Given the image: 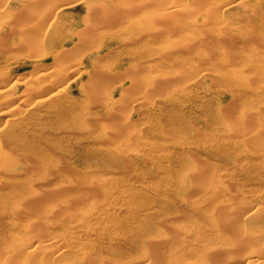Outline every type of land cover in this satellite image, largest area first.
<instances>
[{
    "label": "rangeland",
    "instance_id": "374dc122",
    "mask_svg": "<svg viewBox=\"0 0 264 264\" xmlns=\"http://www.w3.org/2000/svg\"><path fill=\"white\" fill-rule=\"evenodd\" d=\"M247 1L251 8L245 14L225 11V4L212 8L214 16L242 28L232 38L237 43H227L234 50L230 60L217 67L211 63L212 49H207V59L191 60L189 68L178 71L176 81L163 63L155 64L157 55L128 64L129 52L138 55L142 47L133 44L121 50L120 43L106 42L105 51L87 68L101 77H95L97 89L83 90L90 76L78 63L92 47L78 40L82 53L67 56L60 65L46 60L48 71L60 69L63 113L27 95L22 102L24 90L41 69L31 57L38 51L19 40L36 21L20 15L16 4L8 9L10 16L0 21V74L9 75L0 85V263L246 264L252 254L264 257V239L257 241L264 235V88H257L264 64L247 67L243 62L249 54L264 58V50L245 46L243 38L248 23L264 16V0ZM73 4L67 9L72 17L86 15L81 1ZM139 17L131 20L139 30L136 42L142 29ZM127 26L108 29L118 32ZM187 31L189 37L196 35ZM67 32H60V39ZM93 45H99L98 38ZM218 68L241 69L246 75L219 81ZM246 83L255 89L244 92ZM241 109V133L233 136L225 125L235 119L227 114ZM11 167L20 173L14 174ZM27 192L34 193L26 202L32 203L31 211L16 217L13 208ZM87 200L96 205L89 211L93 218L83 213ZM228 206L234 211L225 216ZM171 215L186 225V237L163 233ZM70 236L76 244L68 242ZM52 240L69 249L63 247L60 256L53 249L49 254L32 252L36 244ZM231 241L238 243L225 244ZM79 245L87 249L88 260L82 258L88 253H78ZM75 254L80 259L75 260Z\"/></svg>",
    "mask_w": 264,
    "mask_h": 264
},
{
    "label": "bare ground",
    "instance_id": "6f19581e",
    "mask_svg": "<svg viewBox=\"0 0 264 264\" xmlns=\"http://www.w3.org/2000/svg\"><path fill=\"white\" fill-rule=\"evenodd\" d=\"M79 1H81V4L85 5L86 7V15L83 17H78V16L72 17V15L69 14V12L67 11L68 8L75 6L73 4L75 0H69V1L62 0L61 2L60 0H8V1L1 0L0 1V6L2 7L5 6L3 10L0 12V21L6 15L10 16L11 12H9L8 9H10V7L13 6V4H16V7H18L17 11L20 13V15H22L23 17L30 16L34 18V20L36 21V24L32 27V29L27 31L24 37L19 40V42L22 45L27 46L35 51H38L36 54H34L31 57H32V62H34V65L39 66L41 69V71L38 73V76H36V80H34V84L30 88L28 87L24 90L23 93L26 99L23 98L22 102L27 101L28 97L34 99L37 98L40 100H36L37 102L36 104L46 105L51 110L57 113L64 112L63 109L60 111V105H62V102L65 101L61 97V95L64 93L63 92L64 90L60 89V69H57V71L52 70V72H50L48 71V68L51 67L49 66L50 63L51 65L52 64L60 65V60H63L67 56H70L71 54L78 55L82 53L83 52L82 47H78V43L80 41H82V43H87V44H83L84 46L91 45L92 47L90 48L91 50L89 51V54L83 55L81 58L82 60L78 63L80 68H84V73L90 76L89 80L83 85V90L92 91L97 89L96 85L98 80L95 79L96 74L87 68L91 63L94 62V56L96 54L101 55V53L105 51V47L107 46L106 44H108L106 42L120 43L122 46L121 50H125L127 48L129 49V47H132L133 44L134 45L137 44L139 47H142L143 50L142 52H139L138 55L136 54V52L133 51L129 52L128 64L136 60V58L146 60L149 59L151 55H157V58L154 59L155 64H158L160 66L159 62L163 63L166 69L167 68L169 69V72L173 75L175 81L177 80L176 75L178 71H180L181 68H185V69L189 68V66L187 65L188 63L191 62V60H196L201 58L207 59L205 55V51L207 49H212V54L210 56L211 63L215 64L217 67L221 66L222 64L229 61L231 57L230 55L234 53L232 47L228 46L227 43L228 42L232 44L237 43L235 42L236 39L233 40L232 38L236 37L239 34L240 30H242V28L236 27V25H233L234 23L233 24L229 23V21H227L223 17L214 16L212 8L219 6L220 4H225L226 5L225 11H230L232 9V10H237L238 12L242 11L245 14V12L250 7V4L247 0H236L234 2L231 0H227V1L226 0H79ZM259 1H263V0H259ZM97 4H99L98 9L95 10L94 6ZM150 8H152L153 10L148 12V9ZM253 9L251 10L253 11ZM251 10L250 12H252ZM255 10L253 12H256L257 15L259 12H261L258 9H257L258 11ZM262 13L264 14V12ZM249 14L248 17L251 18L254 17L253 14H252L253 17L251 16V14L249 16ZM137 15H140V17L136 18V20L140 25H142V29L140 30V39L139 41L136 42L135 35L139 34V30L133 27V25H135L136 22H131V20L132 18H135V16ZM68 17H72V19L68 21ZM253 20L254 21H250L248 23L250 30L247 32L243 31L245 32L243 34V38L246 39V41H244V45L251 46L255 49H258L259 51H262L264 50V16L260 14L258 15V17L255 16ZM114 24H128L130 26H127L123 30H119L118 32H115L112 31V28L108 29V27H112ZM189 29H192L194 31V33L196 34L194 35L195 37L193 36L192 38V36L191 37L188 36L187 30ZM63 30H67L68 32L66 33V36L62 40L60 39V32H62ZM14 35L18 36L16 31H14ZM97 38L99 41V45L94 46L93 43L97 42ZM154 45H161V46L159 48L153 49L152 51L153 54H151L149 50L153 48ZM130 50L132 49L130 48ZM47 59H51V62L46 63ZM243 62L247 67L249 66L253 67L261 62L264 64V58L261 59L258 56H256V54L255 55L249 54L247 57L243 59ZM149 68L152 69L153 67L149 66ZM197 71L198 73L201 71L200 66H199V70ZM216 73L217 74L215 75L216 76L215 79L219 81L231 79L233 78L234 75L236 76L246 75V71L241 69L237 71L227 70L224 72V69L218 68L216 70ZM145 74L149 75V73H145ZM8 77L9 75L7 73L0 74V85H2L5 81H7ZM261 77H263L262 78L263 80L261 79ZM261 77L260 79L262 81L258 80L259 82L255 80L257 77H254L255 79L252 78L253 84L254 83L256 84L257 82L259 86L261 85L260 88L259 86L258 87L255 86L258 89L264 88V76ZM96 78L99 79L101 77L98 76ZM215 79L213 80L215 81ZM247 82H249V80H247ZM247 84L249 83H246V85L242 86L244 92L246 89L254 88V85L249 84V86H247ZM26 95L28 97H26ZM260 95H262V93H260ZM113 98L114 97L111 91L110 99L114 100ZM228 112H229L227 114L228 119L230 118L235 120H227L228 122L225 120L226 121L225 126L228 128V130L232 132L233 136H235L234 134L239 135L238 133L239 132L241 133L240 122L244 117L245 112L243 110L239 112L236 110L228 111ZM236 113L238 114L236 115ZM236 118H238V120H236ZM11 170L12 172L15 171L14 174L20 173V171L19 172L17 171L18 170L17 167L12 168ZM33 195L34 193L27 192L25 193L24 197H22V199L18 201L16 206L13 208V212L16 215V217H18V215L22 217L23 215L31 211L30 204L32 203L27 204L28 203L27 201H30V197ZM88 201L89 200H87V202ZM85 203H84L85 206L81 205V207L84 206L83 213L85 215H90L91 212L89 211L93 208L92 206L95 203L93 202H92L93 204L91 202H88L86 204ZM77 205L74 204V206ZM221 205L218 204L216 206L219 213H222ZM255 205L256 204H253L252 206ZM95 206L96 205H94V207ZM81 207H79L78 212H81L80 210ZM75 209L76 208H74V210ZM233 211L234 208L228 206L227 208H225V211L223 212L225 216H230L232 215ZM57 212L58 211H54V212L52 211V213H56V215L58 214L57 215L58 217L60 214L59 212L58 213ZM83 216L81 219H83ZM94 216L96 215L94 214ZM94 216H92V218ZM63 223L66 224V221H63ZM68 223L69 222L67 221V224ZM83 223H85L86 226L88 225L89 227L88 221L87 223L86 221ZM76 224L77 223H74V225ZM77 228H73V232ZM162 231L163 233L170 235L172 234L178 236L181 235L179 237L182 236L186 237V235L188 234L187 232H189L186 230V225L182 223V220H180L174 215H171L168 218V221L162 227ZM73 232L71 230V233ZM71 238L72 237L70 236L69 241L68 239H66V241L70 242L72 240ZM263 239H264V235H261L258 237L257 241L259 240L262 241ZM57 241H55L56 243H54V241L46 243L47 242L46 241L44 242L46 243L44 245L36 244V246L32 248V252L33 253L48 252L47 254H49L50 252L49 250L53 249L54 251L53 254L54 253L56 254L57 252L60 253L61 249L65 247L64 246L65 243L61 244L62 243L61 242L60 245L57 246L58 243ZM74 243L75 242H73L72 244L74 245ZM236 243L238 242L231 241L230 243H225V244L234 247ZM222 245L224 244L222 243ZM78 247H80V245ZM81 247L79 248L78 253L81 251L83 252L87 251V249L82 250L84 248L81 249ZM65 249H69V248L65 247ZM71 249H78V248H74L73 246V248ZM145 249H147L148 251L151 250V249L149 250L148 246H145ZM13 251L15 250L10 249V252ZM62 253L61 254L64 255L65 252ZM256 254L255 255L252 254L251 256H249L247 260L248 262L246 264H264V257ZM84 255L82 256V258H84L85 260V258H87L89 253L88 254L84 253ZM151 256L153 260L156 259L158 262H160V259L157 256H155L153 253ZM74 257L72 258L76 260L78 259L79 255L76 258V254H75ZM85 261L83 262V264H86ZM72 263H74V260L73 262L71 261L69 264Z\"/></svg>",
    "mask_w": 264,
    "mask_h": 264
}]
</instances>
